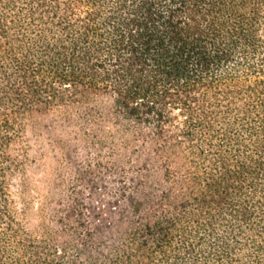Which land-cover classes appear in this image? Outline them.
Segmentation results:
<instances>
[{
  "label": "trees",
  "instance_id": "16d2710c",
  "mask_svg": "<svg viewBox=\"0 0 264 264\" xmlns=\"http://www.w3.org/2000/svg\"><path fill=\"white\" fill-rule=\"evenodd\" d=\"M51 109L129 166L113 219L35 235L12 186ZM0 264H264V0H0Z\"/></svg>",
  "mask_w": 264,
  "mask_h": 264
},
{
  "label": "rangeland",
  "instance_id": "374dc122",
  "mask_svg": "<svg viewBox=\"0 0 264 264\" xmlns=\"http://www.w3.org/2000/svg\"><path fill=\"white\" fill-rule=\"evenodd\" d=\"M109 105L104 98L98 106ZM77 112L51 109L24 119L27 155L23 171L13 181L12 197L35 235L70 206L94 223L102 217L113 219L109 205L122 169L129 166V138L114 140L111 126L82 124Z\"/></svg>",
  "mask_w": 264,
  "mask_h": 264
}]
</instances>
